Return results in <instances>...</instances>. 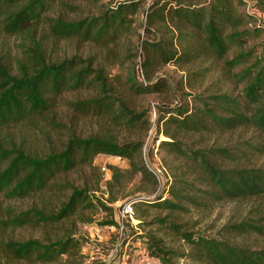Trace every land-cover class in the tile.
Returning a JSON list of instances; mask_svg holds the SVG:
<instances>
[{
    "label": "trees",
    "instance_id": "16d2710c",
    "mask_svg": "<svg viewBox=\"0 0 264 264\" xmlns=\"http://www.w3.org/2000/svg\"><path fill=\"white\" fill-rule=\"evenodd\" d=\"M64 1L0 0V33L24 39L22 56L15 63L0 49V194L9 200L24 201L40 198L59 185L63 195L68 193L66 200L53 208L47 201L44 207L8 208L6 216L0 208V235L9 228L54 226L84 209L111 211L112 207L95 198V190L88 183L83 186L68 181L58 183L62 176L91 167L101 154L121 156L129 161L126 170L109 166L112 179L107 184V192L112 194L111 203L118 200L113 190L117 188L118 193H123L125 184L138 175L143 181L158 186L159 181L144 155L145 139L119 141L97 134L83 138L70 131L63 141V135L57 131L60 143L42 151L34 149L30 141L13 131L20 128L30 134L41 133L48 144L53 143L50 132L61 127L57 122L59 106L66 105L76 113L95 115L115 125L124 123L135 128L140 124L148 137L153 126L152 110L141 114L129 108L114 94L103 67L96 66L92 58L79 55L55 61L46 55L42 43L35 38L37 31L47 27L57 39L77 38L114 55L121 39L131 35L139 13L145 16V36L139 35L136 44L127 46V64H134L133 74L126 82L129 91L166 93L171 90L169 79L156 74L162 68L212 60L222 63L227 77L243 86V94H200L191 96L194 99L191 104L179 100L170 106L157 105L154 144L160 135L169 138L160 140L159 147L183 161V172L179 177L174 175L175 181L163 189L168 194L166 198L161 195L148 201L134 196L130 200L133 207L136 209L144 203L174 212L188 211L189 207L205 208L209 203L221 201L264 198V166L242 165L247 151L228 145L202 148L201 142L191 144L184 140L192 135L205 137L238 129H254L264 134L262 0H151L147 7L145 0H107L96 16L74 21L49 16L54 5ZM249 4L252 12L248 10ZM257 14L262 17L260 25ZM81 90H93L97 97L82 101L65 99L68 93ZM143 116L146 118L141 121ZM251 148L254 153H264V142ZM169 217L170 214L157 221L168 222L169 228L192 250L182 255L165 248L155 236H141L150 255L161 264H174L172 259L179 256L207 264H264V249L240 247L228 238L201 235ZM108 223L118 225L116 220ZM223 229L232 235L263 234L264 215L228 223ZM79 248L80 243L72 234L46 242L38 238L4 240L0 236V254L7 261L56 263L63 255Z\"/></svg>",
    "mask_w": 264,
    "mask_h": 264
},
{
    "label": "rangeland",
    "instance_id": "374dc122",
    "mask_svg": "<svg viewBox=\"0 0 264 264\" xmlns=\"http://www.w3.org/2000/svg\"><path fill=\"white\" fill-rule=\"evenodd\" d=\"M120 1V0H115ZM122 1V0H121ZM107 0H66L67 6L64 3L58 2L51 9L49 16L62 17L66 20H80L88 16H96L102 8H104ZM151 0H145L146 7ZM264 3V0H262ZM137 21L131 29V35L127 34L121 39V44L114 50V55H111L107 50L95 45L91 42H84L77 38L68 40L57 39L51 35L47 27H42L37 31L35 38L42 43V47L46 55L55 61H60L74 55L90 57L98 67H103L105 75L111 86H113L114 94L121 97L129 108L138 113L144 114L156 108L157 105L175 104L177 101L194 103L191 96L208 95L219 93H230L233 96H242L243 86L236 80L228 78L224 71L223 65L216 61H203L193 65L179 67L170 64L162 68L157 75H164L169 79L171 90L166 93H136L129 91L127 79L132 76L133 63L127 64V46H133L138 42V36L143 35L145 16L144 13L137 15ZM24 39L18 36L7 35L0 33V49L6 57L15 63L19 56H22V43ZM262 50V47L259 49ZM135 63H137L135 61ZM97 97V93L93 90H81L74 93H68L65 99L69 100H87ZM62 104V103H60ZM164 112V110L162 111ZM58 123L61 127L56 128V131H51L50 136L53 143L48 144V139L41 133L30 134L27 130L20 131V128H14L16 134H21V138H25L32 143V147L36 150L46 151L51 144H59V135L62 134L61 140H66L67 134L72 131L79 136L86 138L93 135H108L115 137L119 141H130L135 139H145L144 154L148 164L162 172V182H158L156 187L152 182L143 181L138 175L132 182L125 184L123 193H118L117 188L113 190L116 193L118 200L111 203L112 194L107 192V184L112 179V173L109 166H117L123 170L129 168V161L125 158L123 161L118 160L116 156L99 155L95 158L93 165L90 167L79 168L68 175L62 176L58 183L70 182L75 186H83L88 183L95 192V198H98L108 207H112L111 211L102 209H84L75 216L64 220L54 226L9 228L5 230L4 240L17 239L24 240L29 238H38L44 242L47 239L55 240L72 234L80 243V248L76 249L70 255H63L56 263L50 264H117L119 258L110 259V254L115 245L119 244L121 253L126 250L129 264H161L160 261L152 257L144 242L145 238L141 236L152 235L158 238L162 245L167 249H172L179 254L186 255L191 252L192 247L182 240L171 228L169 223L158 222L157 218H165L170 214L169 219L186 225L190 230L198 232L207 237H217L219 239L228 238L234 245L250 248L254 250L264 249V233L257 232L251 234L232 235L225 231L223 227L228 223L241 222L244 219H258L264 215V198H254L239 201H221L209 203L205 208L187 207L188 211L177 210L171 212L168 209L159 207H150L147 204L140 203L135 210V222L129 224L123 232L118 225H109L115 221L114 213H117L120 206L132 200L134 196H151L158 189L159 184L162 189L167 188L169 184L175 181L174 175L177 177L182 174L183 161L169 153L166 148L159 147L160 140H168L165 135L159 136V141L156 140L157 125L156 120L153 121V126L150 130V135L146 136V131L142 125L133 128L124 123L115 125L101 117L95 115H85L76 113L69 109L66 105L59 106ZM158 114V113H157ZM148 117V114L146 115ZM158 116V115H157ZM150 117V115H149ZM146 117H142L143 121ZM188 143L196 144L201 142L203 147H224L226 145L239 148L247 151V156L244 158L242 165H258L264 166V153H254L251 145L258 146L264 142V134L257 132L254 129H238L232 133H216L206 135H192L185 137ZM62 142V141H61ZM158 148V151H155ZM106 167V174L102 168ZM197 176V175H194ZM193 176V178H194ZM99 184H97L98 179ZM202 187H207L202 185ZM99 188V189H98ZM156 190V191H155ZM63 189L57 186L51 192L41 195L40 198L35 197L24 201L9 200L3 194H0V208L2 215L6 216V210L13 208L14 210H26L32 206L38 205L44 207L49 202L48 206L53 208L55 204H60L66 200L68 193L63 195ZM123 194V195H122ZM127 198H131L127 200ZM154 200V199H153ZM152 201V200H150ZM45 204V205H44ZM88 218L92 221L88 222ZM142 222V223H141ZM107 223V224H105ZM140 237V238H139ZM129 241V244H126ZM174 264H207L197 260H193L188 256L175 257L172 259ZM0 264H30L23 261H7L0 254ZM44 264V263H34Z\"/></svg>",
    "mask_w": 264,
    "mask_h": 264
},
{
    "label": "built area",
    "instance_id": "2783aa9c",
    "mask_svg": "<svg viewBox=\"0 0 264 264\" xmlns=\"http://www.w3.org/2000/svg\"><path fill=\"white\" fill-rule=\"evenodd\" d=\"M249 1H251V0H249ZM248 10L249 11L252 10L251 9V4H249ZM257 16H258V25H260L261 24V20L260 19L262 17H261L260 14H257ZM151 115H152V120L155 121L156 118H157V115H158L156 108H153V110L151 111ZM146 147H147V144H146V146L144 147V150H143L144 154L146 153ZM155 151L157 152L158 148H155ZM116 158L118 160H121V161L124 160V158L121 157V156H116ZM147 164H148V162H147ZM148 166H149V169L151 170V172L157 177L158 181L161 183L162 182V178H163L162 172L157 170V169L152 168L149 164H148ZM102 170L106 174L107 168L103 167ZM161 195H163V199L168 196L167 193H163V189H162L161 185L159 184V187H158L157 191L153 195L142 197V199H146V200L150 201V200H153V199H155V198H157L158 196H161ZM116 221L118 222V227H119V229L122 232L125 229H127L129 224H134V222H135V210L133 208V202L132 201H129V202L125 203L123 206L119 207V210L117 211V219H116ZM109 257H110L111 260L112 259L114 260L116 257H118L119 261H120L119 264H129L128 263L129 256L127 255V251L124 250L121 253V249H120V245L119 244H117V245H115L113 247L112 252H111Z\"/></svg>",
    "mask_w": 264,
    "mask_h": 264
},
{
    "label": "crops",
    "instance_id": "0c3cea01",
    "mask_svg": "<svg viewBox=\"0 0 264 264\" xmlns=\"http://www.w3.org/2000/svg\"><path fill=\"white\" fill-rule=\"evenodd\" d=\"M114 216H115V220H116L117 219V213H114ZM127 229H129V228H127ZM127 244H129V241H126V244L125 245L127 246ZM119 263H120V261L117 262V264H119Z\"/></svg>",
    "mask_w": 264,
    "mask_h": 264
}]
</instances>
